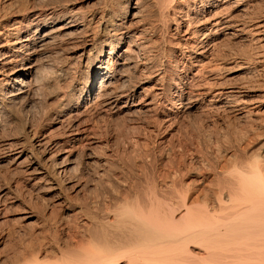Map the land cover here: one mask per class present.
<instances>
[{
	"label": "bare ground",
	"instance_id": "bare-ground-1",
	"mask_svg": "<svg viewBox=\"0 0 264 264\" xmlns=\"http://www.w3.org/2000/svg\"><path fill=\"white\" fill-rule=\"evenodd\" d=\"M261 1L0 0V130L26 112L21 137H1L0 164L20 178L15 192L49 194L44 206L62 235L30 257L12 251L7 264H40L47 252L45 264H264L259 153L244 166L209 167L194 181L184 173L179 187L175 169L142 187H112L101 202L89 199L98 183L87 179L92 173L100 181L111 160L95 118L152 116L156 131L167 133L203 105L251 113L248 87L218 81L216 73L226 57L241 58L220 49L230 38L261 48ZM246 59L229 72L249 73ZM49 98L55 104L36 125L30 113ZM195 160L193 153L187 163ZM210 173L217 181L207 183L216 187H200ZM8 195L0 186V212Z\"/></svg>",
	"mask_w": 264,
	"mask_h": 264
},
{
	"label": "rangeland",
	"instance_id": "rangeland-1",
	"mask_svg": "<svg viewBox=\"0 0 264 264\" xmlns=\"http://www.w3.org/2000/svg\"><path fill=\"white\" fill-rule=\"evenodd\" d=\"M261 4V8L259 9L260 18L264 19V0L261 1ZM259 46H261V48ZM258 47L259 48L251 50L247 41H243L242 39H240V41L232 40L231 38L227 40L226 43H223V48L222 46L220 47L222 51L224 50L226 52H230L232 50L234 52L237 50L236 52L240 53V59H233L234 55L233 57L231 55L229 57H226L223 65L225 69L222 67V69H220L216 73V77L218 78V81L222 80L223 82L225 81L224 83H230V85H240L241 83L243 86L245 85L244 87L246 89L248 87V94L246 98L248 99L250 104L246 109H248L247 111L251 113L245 116L242 115L240 117L241 114H233V112L222 110L218 111L210 109L208 106L205 107L203 105L197 109H192L191 111H189L188 115L182 117L180 121L177 122V124H174L173 130L170 132L168 131L167 133H164L166 130H163V128L156 131L157 129L155 127V122L152 116H134V118L132 116H127L126 118L125 116L119 117L121 118V121L118 118L109 119L106 115L100 118H95L93 120L94 124L100 131L99 132L97 130V132L98 134L100 133L99 137H101L100 139L102 140L103 145L106 146L104 152L110 155L109 157H111V160L109 165L107 166V168L109 169H106L105 171V177L102 176L103 178H101L100 181L99 178H97V176L95 175H92V173L90 174V176H87V179H90V182L93 181L91 183L92 186H94L95 183H98V185H95L97 187V190L95 186L91 187L92 189L90 188V190H88L89 199L97 201L98 198V201L101 202L105 198H108V194L111 193L110 191L112 187L114 189V187L116 188L118 186V188L122 190V187H119L122 184H126V186L128 185V187H131L133 189L134 185H136L137 182V184L139 185L138 187H142L145 186L147 182L150 183V180L152 179L160 181L163 179H169L166 175L169 174L168 171H173L174 169L178 170L177 173H179L177 174V177L179 178H175L178 181H176V186L178 183L179 187V182L181 178H183L181 177V175H183L184 173L185 175L189 173V175H187L186 177L189 176L190 181H194V176H196L197 173H200V171L206 172L204 170H207V168L210 169L213 166H216L217 168L220 167L223 169H229L234 164H237V166H244V163L250 157L252 158V156L257 155L258 153L259 155H262L264 157V59L262 61V56H260V53H263L264 51V41L260 42ZM262 47L263 50H261ZM262 53L261 55L264 54ZM243 55L244 57H242ZM243 58H247L246 60L248 61L252 58L249 62V67H251L249 73H243L241 70L237 72H229V70H231L232 68L234 69L239 60L241 61L243 60ZM260 60L261 62H259ZM227 69L228 72L226 71ZM240 76L242 77L240 78ZM200 78H204L203 75L202 77L200 76ZM150 84L151 81L145 82L143 87H149ZM44 101L45 102H43V100H39L36 106L32 109L33 111L30 113L31 118L33 117V122L36 120V122H34L36 123V125H38L39 122H41V124L45 123V114L48 111V109H46L48 108L47 105H51L52 107V103L55 102L54 99L50 98L47 100V102L46 100ZM51 101L52 103H50ZM39 102H41L43 105H41V103L39 104ZM54 104L55 103H53V106ZM40 109H43L44 112H42V110L40 111ZM23 112L24 111L18 113V115H16L12 119V121H10L12 123L9 122L8 125L2 129L3 131L0 130V139L1 137H3L2 139H4L5 136L6 138H10L11 136L21 137V120H23V117L25 118L26 116V112ZM41 112L44 114V116L41 114ZM20 114H22L23 117H20ZM40 115L42 116L40 117ZM34 116H36L38 119ZM43 118H45L44 121ZM114 121L117 122L115 123ZM250 126L252 129L250 128ZM143 152L146 159L143 156ZM190 152L192 153V155H190ZM193 153L196 160L191 165V163H187V160L190 156H193ZM141 155L143 157H141ZM112 156L114 158H112ZM3 165L4 164H0V186L7 188L8 194L10 195H8V197L10 198L7 199L8 203L4 207L7 210L2 209L0 212V247H3L2 249L0 248V260H2V262L4 260L6 262L4 263L7 264V260L5 259L8 258L5 257H11L15 252L19 253L20 256L23 255L21 253H24V255H29L30 252L33 251L34 248H37L40 243H44L45 247L46 245L53 243L56 238H61L62 235L58 229H55V225L53 223L54 219L52 217H49L48 210L45 208L48 199H50L49 194H35L36 192L29 193L26 192L22 186H19L20 190L18 189V193L15 192L16 188L14 187V185L16 182H20V178L12 172H9V170H6L7 167ZM6 171L9 173H6ZM209 175L207 177V180L200 184V187H203L205 184L207 185L210 182L215 185V182H213L214 179L216 180V178H214L215 176L212 175V173H210ZM107 176L109 178H107ZM93 179H96L97 182ZM103 180H107L106 182L108 185ZM11 181L15 182L12 183ZM6 182L8 183L7 185L9 187L6 185ZM101 182L103 184H101ZM110 183H112V186H109ZM196 183L198 182L196 181ZM213 184L208 185L210 186V188L213 187L214 189L216 186H214ZM98 186H100V188ZM21 188L24 190V192ZM94 188L95 191L93 190ZM10 189H12L13 191ZM44 208L46 209V211ZM48 217L51 219V221L50 219H47ZM3 244L6 246L4 247ZM12 251L14 252L13 254ZM52 255L53 254L51 252H47L45 255H41L39 263L45 264V259H51ZM30 256L31 255H29L28 257Z\"/></svg>",
	"mask_w": 264,
	"mask_h": 264
}]
</instances>
